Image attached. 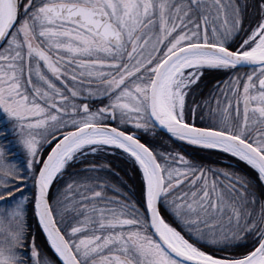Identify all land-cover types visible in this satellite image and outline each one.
<instances>
[{
    "label": "snow or ice",
    "instance_id": "snow-or-ice-1",
    "mask_svg": "<svg viewBox=\"0 0 264 264\" xmlns=\"http://www.w3.org/2000/svg\"><path fill=\"white\" fill-rule=\"evenodd\" d=\"M0 117V264H264V0H0Z\"/></svg>",
    "mask_w": 264,
    "mask_h": 264
},
{
    "label": "trees",
    "instance_id": "trees-1",
    "mask_svg": "<svg viewBox=\"0 0 264 264\" xmlns=\"http://www.w3.org/2000/svg\"><path fill=\"white\" fill-rule=\"evenodd\" d=\"M227 77L226 74L224 73H211L209 75H207V79L206 80H210L211 83L210 85L217 83L219 80H222L223 78ZM157 143L162 147V148H175L176 145H171V144H166L164 140H159L157 141ZM16 149H14L15 151ZM198 159L201 160V162L206 163V164H210L211 166H223V163L217 159V157L215 156H209L206 153L200 152L196 154ZM122 167V166H121ZM123 175V171L121 173ZM127 179H129L130 183H135V176L133 173H131V171L129 170V174Z\"/></svg>",
    "mask_w": 264,
    "mask_h": 264
},
{
    "label": "flooded vegetation",
    "instance_id": "flooded-vegetation-1",
    "mask_svg": "<svg viewBox=\"0 0 264 264\" xmlns=\"http://www.w3.org/2000/svg\"><path fill=\"white\" fill-rule=\"evenodd\" d=\"M223 79H227V77L223 78ZM222 79V80H223ZM207 87H211L212 85H210L211 81L210 80H206L205 81ZM8 125L6 124V121L4 120L3 117H0V131H5L7 129ZM12 134H8L7 137L3 136L4 141H13V139L11 138Z\"/></svg>",
    "mask_w": 264,
    "mask_h": 264
},
{
    "label": "rangeland",
    "instance_id": "rangeland-1",
    "mask_svg": "<svg viewBox=\"0 0 264 264\" xmlns=\"http://www.w3.org/2000/svg\"><path fill=\"white\" fill-rule=\"evenodd\" d=\"M11 138L14 140V137L13 136ZM0 146H4V147H7V148H13V144L10 143V141H7V142L4 141L3 136H0ZM15 152H16V155H19L22 158V153H20L19 149H16ZM10 158L15 159L16 156H13V155L10 154Z\"/></svg>",
    "mask_w": 264,
    "mask_h": 264
}]
</instances>
